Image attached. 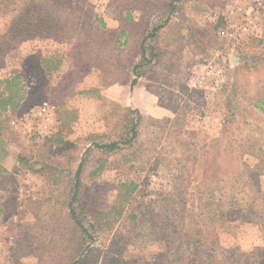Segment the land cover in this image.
Wrapping results in <instances>:
<instances>
[{"label": "rangeland", "instance_id": "1", "mask_svg": "<svg viewBox=\"0 0 264 264\" xmlns=\"http://www.w3.org/2000/svg\"><path fill=\"white\" fill-rule=\"evenodd\" d=\"M24 1L0 0V82L13 74L0 160L10 144L55 169L35 206H4L0 264H264V14L249 0H156L136 21L137 0H61V39L33 30L7 46ZM44 100L58 142L40 132Z\"/></svg>", "mask_w": 264, "mask_h": 264}, {"label": "crops", "instance_id": "2", "mask_svg": "<svg viewBox=\"0 0 264 264\" xmlns=\"http://www.w3.org/2000/svg\"><path fill=\"white\" fill-rule=\"evenodd\" d=\"M137 1H138V6H137L138 14L141 16H137V18L133 17V20H136V19L140 20L141 18H143V20L145 19L146 10L148 11V9H149V6H147V5L151 6L149 11L152 12L151 13L152 17H155V15H156L155 6L158 5L156 0L150 1L151 3L146 1V0H137ZM168 1H170V0H168ZM84 2L87 3L88 1L81 0V1H79L78 5L81 6V8H82V4ZM145 2L147 3L146 6H145ZM124 15L120 14V19L122 17L121 20L127 19V16H124ZM111 20H113V19L109 18L110 22H111ZM114 21H116V20H114ZM125 31H127V30H125ZM123 32H124V30H123ZM220 34L222 36L226 35V34H223L222 32ZM125 36H126V34H125ZM184 37H186V34L184 35ZM229 50L230 51L227 52L228 65L230 67H232V66L236 67L238 65L237 64L238 62H236V60H235L236 58H235V53H234V50H235L234 46L232 45ZM219 52L221 53L222 50H219ZM252 59L253 58H251V59L249 58V62L246 65L248 68L249 67L254 68L256 65V62L254 61V59L252 62L250 61ZM12 76H13V74L12 75L6 74L5 79L0 82L1 83L0 95L2 97L8 96V92L4 88V85H5L4 83L6 82V80H10ZM222 78H223V81L221 82V85H219L220 86L219 89H221L220 92L222 94H224L228 91L226 89H227V85L229 87V81L227 82L224 80V77H222ZM26 82L28 83V84L27 83L26 84L28 85V88H29V86L32 84L31 79H27ZM218 82H219V80H218ZM213 87H217V86L215 85ZM28 93H29V91L27 92V94ZM11 108H12L11 106L7 105V107H5V109H4V111L3 110L0 111L1 112L0 115L3 118H5L4 116L9 117L4 112H6V111L11 112L13 110V108L12 109ZM53 108H54L53 109V115H54L55 114V107H53ZM51 123H54V118L52 119ZM42 128H43V130H40V132H42L48 136V134L51 132L49 124L45 125V123H44ZM50 136H48V138ZM5 152H6V155L2 158V160H0V170H1L0 177L2 176V178H0V225H2V223H3L2 218H4V216H5V213L3 210L4 206H6L9 201L14 200L15 198L16 199L25 198V200H29L30 203L33 202V204L35 206L36 202H34V201L37 199H40L46 193V191H47L46 183H48V180L51 179V178H49L45 175L39 174V173L37 174L35 172H31L28 170H19L18 169V163L16 160L17 154L15 152V149L12 148L10 146V144H7V146L5 147ZM45 163L52 165L51 161L45 162ZM20 204L22 206V203H20ZM33 211L30 210V213L35 214V211L34 212Z\"/></svg>", "mask_w": 264, "mask_h": 264}, {"label": "trees", "instance_id": "3", "mask_svg": "<svg viewBox=\"0 0 264 264\" xmlns=\"http://www.w3.org/2000/svg\"><path fill=\"white\" fill-rule=\"evenodd\" d=\"M61 0H25L23 2V5L20 7V10L15 15V18H13L9 24L8 32L4 34V41L6 45L8 46L9 42L16 41V40H27L30 39L33 35H31V31L38 30L35 35H38V37H49L51 39H61L58 37V34L56 31L60 29L58 23H55V20L53 21L52 18V10H53V3L57 2L59 3ZM48 8L50 10H48ZM49 14V15H48ZM54 17V16H53ZM46 31V33H45ZM28 32V33H26ZM26 33V34H25ZM11 78L10 80H6L7 86L8 83L10 84L12 82ZM2 101H0V111L5 109L4 104L9 102V99L6 97H3ZM3 103V104H2ZM4 105V106H3ZM261 111L264 113V107L261 108ZM2 134H0V137ZM57 138V142L60 141L59 134H55V136L49 137L48 142L53 143L54 138ZM105 146H108L105 144ZM17 163H18V169L19 170H28L31 172H35L32 169V165H39L40 174H46L48 172V169H53V165H49L48 163H42V162H36L23 164L22 160L17 157ZM38 163V164H37ZM55 169V168H54ZM47 171V172H46ZM1 172V170H0ZM78 177H79V169H77L75 173V184H74V190L72 191V194L70 196V200L68 202V207L70 208L69 212L72 217L75 216V211L72 207V202L76 199L77 195V183H78ZM82 233L87 234V229L81 226ZM193 264V263H189Z\"/></svg>", "mask_w": 264, "mask_h": 264}, {"label": "built area", "instance_id": "4", "mask_svg": "<svg viewBox=\"0 0 264 264\" xmlns=\"http://www.w3.org/2000/svg\"><path fill=\"white\" fill-rule=\"evenodd\" d=\"M250 4L254 9H255V14L259 13V12H262L264 14V0H249ZM237 10H241V7L238 6L237 8H231L230 9V13H234V11H237ZM256 18V17H254ZM246 22L248 23V25L252 24L253 26L252 27H255V20L252 19L251 17H247L246 18ZM247 30V26H243L241 28V31H246ZM223 34H226V35H233V33H224L222 32ZM212 69H210V72L213 71V67H211ZM220 71L221 69L220 68H215V72L216 74H220ZM222 79H220L221 81ZM218 83V80L216 79L215 80V83L214 85H217ZM24 87L26 89H28V85L25 84ZM53 106L50 105L47 101H43L41 103V105L39 106L38 110H37V114L42 116V118L44 119V123L45 125L46 124H50L52 122V119H53ZM25 129L27 131H30L32 129V126L31 124L27 123L25 126Z\"/></svg>", "mask_w": 264, "mask_h": 264}]
</instances>
